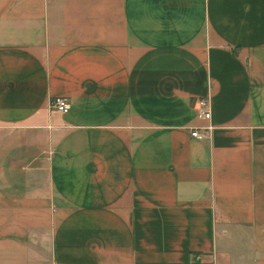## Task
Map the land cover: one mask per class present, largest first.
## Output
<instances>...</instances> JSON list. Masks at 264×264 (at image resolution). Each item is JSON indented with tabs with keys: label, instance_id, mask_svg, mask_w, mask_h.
<instances>
[{
	"label": "crops",
	"instance_id": "crops-1",
	"mask_svg": "<svg viewBox=\"0 0 264 264\" xmlns=\"http://www.w3.org/2000/svg\"><path fill=\"white\" fill-rule=\"evenodd\" d=\"M0 264H264V0H0Z\"/></svg>",
	"mask_w": 264,
	"mask_h": 264
},
{
	"label": "built area",
	"instance_id": "built-area-1",
	"mask_svg": "<svg viewBox=\"0 0 264 264\" xmlns=\"http://www.w3.org/2000/svg\"><path fill=\"white\" fill-rule=\"evenodd\" d=\"M70 99L66 95H54L50 99V106L60 112H67L70 109ZM211 115L210 103L207 97L202 96L197 99L196 116L200 119H209ZM210 126L204 128L193 127L191 134L195 137H205L209 132Z\"/></svg>",
	"mask_w": 264,
	"mask_h": 264
}]
</instances>
